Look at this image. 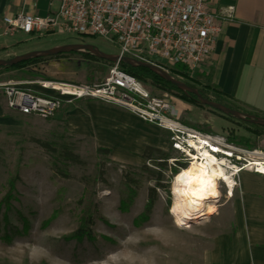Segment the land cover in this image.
Returning <instances> with one entry per match:
<instances>
[{
  "label": "rangeland",
  "instance_id": "rangeland-1",
  "mask_svg": "<svg viewBox=\"0 0 264 264\" xmlns=\"http://www.w3.org/2000/svg\"><path fill=\"white\" fill-rule=\"evenodd\" d=\"M28 43L42 50L82 45L103 56H115L108 42L88 37L57 34ZM81 59L68 83L91 84L105 77L108 64ZM151 62L162 66L156 60ZM5 77H0V84ZM142 88L152 96L161 93L146 83ZM170 97L174 104H180ZM193 109L179 110L183 126L212 132L197 123L198 115L207 114L225 124L218 133L250 139L241 126L207 109ZM40 143L54 152L63 150L76 163L56 165L63 177L54 175L48 167L49 157L38 147ZM249 143L264 152V135ZM94 150L85 140L70 136L61 120L18 116L3 110L0 101V199L9 194L6 211L0 209V235L8 238L6 243L0 241V264H205L211 240L229 225L222 192H217V207L211 216L175 226L166 214L172 173L167 174L163 164L158 171L160 188L153 190L154 201L145 219L133 226L131 221L141 211L145 190L152 187L150 174L156 169L142 161L115 163ZM166 157L174 156L169 153ZM141 166L144 171L139 170ZM126 181L133 197L125 211L118 213L116 203L125 193L122 183ZM78 227H83L89 239H68Z\"/></svg>",
  "mask_w": 264,
  "mask_h": 264
},
{
  "label": "built area",
  "instance_id": "built-area-1",
  "mask_svg": "<svg viewBox=\"0 0 264 264\" xmlns=\"http://www.w3.org/2000/svg\"><path fill=\"white\" fill-rule=\"evenodd\" d=\"M216 0H56L50 13L32 17L17 13L0 18L5 31H14L27 41L50 35L88 37L108 42L116 58L151 65L169 78L198 89L190 74L208 60L218 26L232 20V8L216 9ZM156 60L160 65L151 62ZM105 77L91 84L33 82L49 96H32L10 82L0 84L2 109L18 116L48 119L74 101H87L123 111L142 124L165 134L166 172L175 174L189 164L211 177L216 192L227 197L239 173L264 177L257 169L264 152L226 141L222 133L204 132L180 123L179 112L169 94L152 96L142 83L108 64ZM172 174V175H173ZM171 178V177H170Z\"/></svg>",
  "mask_w": 264,
  "mask_h": 264
},
{
  "label": "crops",
  "instance_id": "crops-1",
  "mask_svg": "<svg viewBox=\"0 0 264 264\" xmlns=\"http://www.w3.org/2000/svg\"><path fill=\"white\" fill-rule=\"evenodd\" d=\"M55 6L56 0H0V18L17 13L41 17L52 12ZM226 6L232 8V20L218 26L208 60L190 78L196 86L206 82L240 112L263 117L264 0H216L214 8ZM37 48L17 32L5 31L0 24V60L42 50ZM81 62L75 55L47 59L19 70L1 71L0 77L6 76L2 83H13L18 90L32 96H49L33 82L68 83ZM174 106L178 112L180 109L195 111L183 103ZM52 116L62 121L70 136L85 140L94 149L104 150L108 160L115 163L141 162L139 156L144 148L165 156L169 154L163 132L112 107L74 101L69 106H61ZM198 119L197 123L213 133L226 127L207 114L198 115ZM223 201L228 212V229L211 240L204 263L264 264V177L239 173L229 197H223Z\"/></svg>",
  "mask_w": 264,
  "mask_h": 264
},
{
  "label": "trees",
  "instance_id": "trees-1",
  "mask_svg": "<svg viewBox=\"0 0 264 264\" xmlns=\"http://www.w3.org/2000/svg\"><path fill=\"white\" fill-rule=\"evenodd\" d=\"M71 55L79 56V57H81L83 59H87L89 61L93 60V58H91V57H89L83 53H68V54H63V55H56L52 58H47V59H60V58H63L65 56H71ZM47 59H30V60H27L26 62H21V63L13 65L11 67H8V68H0V71L4 72V71L19 70V69H21L27 65H31V64L41 62V61H44ZM117 67L124 74H126L127 76L137 80L138 82L146 83L148 86H150L151 88L155 89L158 92L173 95L177 99V101L180 103H183L185 105H189L192 107H196V108H201V107L197 106V104L194 102V100L191 96H188V95L184 96L180 92L175 91L171 86L163 83L155 75L149 73L148 71H146L144 69L130 68V67L123 66L121 64H117ZM201 80L203 81L204 79H201ZM185 86L190 88V89H193L196 92V94L203 100H206V101L213 103V104H217V105H219L223 108H226L228 110H232V111H235L237 113L245 114V113L240 112L234 105L230 104L225 97H223L218 91L214 90L206 82L202 83V85H199L198 89H194L193 87L187 86V85H185ZM214 114H216V113H214ZM216 115L225 119V120H228L230 122H233V123L241 126L246 131L247 135L250 137L249 140H246V139L234 138L231 136H225L226 141L228 143L238 145V146L244 147L246 149H251L252 144L249 143V141L251 139H254L255 137H257L259 135H264V128H258L255 126L246 125V124L238 122V121H233L228 117H223V116H220L218 114H216ZM245 115H249V114H245ZM249 116H251L253 118H259V119L264 120V116L263 117H257L254 115H249ZM38 147L45 154H47V156L49 157L50 162L48 164V167L54 175H60V177H63L62 176L63 173L60 174V172L56 168V165H66V164H75L76 163L75 158L73 156L69 155L68 153L64 152L63 150L54 152L48 146H46L45 144H41V143L38 144ZM94 152L98 153L102 156L106 155V152L104 150H101V149H95ZM139 159L142 162L152 164L154 166V168L156 169V172L153 174H150V177H151L150 181L152 182V187L147 188L145 190L144 202H143V205L141 207V211L138 214V216L131 221V224L133 226H136V223L142 222L145 219V216L147 215L149 208L154 201L153 190L160 188L158 186V182L160 179L158 176V171H159V169H161L163 167L164 161L167 159V157L164 154H162L156 150L144 148L142 150L140 156H139ZM180 169H182V167H180ZM139 170L144 171L142 166L139 168ZM169 171L172 174L174 173L173 170H169ZM7 184H8V190H10V181H7ZM122 184H124V186H125L124 187L125 193L122 196V198L119 199L116 203V211L118 213H123L125 211L126 207L130 203L131 198L133 197V191L126 187L127 181L123 182ZM8 200H9V194H8V192H6L2 196V198L0 199V209L2 210V212L6 211ZM21 231H23V229ZM81 238L89 239L87 234H86V231L83 230V227H82V229H81V227L76 228L74 230V232L68 237V239L73 240V241H78ZM7 240H8V238L6 236H4V233H2L0 235V241H3L6 243Z\"/></svg>",
  "mask_w": 264,
  "mask_h": 264
},
{
  "label": "bare ground",
  "instance_id": "bare-ground-1",
  "mask_svg": "<svg viewBox=\"0 0 264 264\" xmlns=\"http://www.w3.org/2000/svg\"><path fill=\"white\" fill-rule=\"evenodd\" d=\"M264 176V162L257 169ZM211 177L221 178L219 170L203 172L192 164L173 174L168 184L169 205L166 208L167 217L175 226L194 224L211 216L218 199ZM227 197L229 183L223 180Z\"/></svg>",
  "mask_w": 264,
  "mask_h": 264
},
{
  "label": "water",
  "instance_id": "water-1",
  "mask_svg": "<svg viewBox=\"0 0 264 264\" xmlns=\"http://www.w3.org/2000/svg\"><path fill=\"white\" fill-rule=\"evenodd\" d=\"M68 53H83L95 60L104 62L106 64H113L116 61L117 64H121L126 67L144 69L149 73L155 75L163 83L171 86L175 91L180 92L184 96L187 95L191 96L194 102L197 104V106L201 108H205L208 111L216 113L220 116L228 117L233 121H238L246 125L255 126L258 128H264V120L259 118H253L245 114L237 113L235 111L223 108L217 104H213L206 100H203L196 94V92L193 89H190L185 85L169 78L165 73H163L162 71L151 65L139 63V62H133L125 58H116L115 56L112 57L103 56L88 46L65 45L60 47L44 49L40 51H31L18 56L11 57L7 60H0V68H8L15 64L26 62L27 60L30 59H47V58H52L56 55H63Z\"/></svg>",
  "mask_w": 264,
  "mask_h": 264
}]
</instances>
